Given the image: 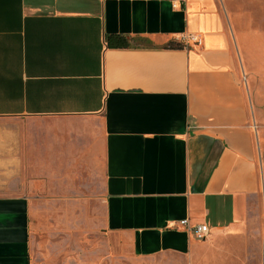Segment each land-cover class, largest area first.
<instances>
[{
  "label": "crops",
  "instance_id": "crops-1",
  "mask_svg": "<svg viewBox=\"0 0 264 264\" xmlns=\"http://www.w3.org/2000/svg\"><path fill=\"white\" fill-rule=\"evenodd\" d=\"M242 2L0 0V264H264V14ZM82 180L97 243L63 254L30 200Z\"/></svg>",
  "mask_w": 264,
  "mask_h": 264
},
{
  "label": "rangeland",
  "instance_id": "rangeland-1",
  "mask_svg": "<svg viewBox=\"0 0 264 264\" xmlns=\"http://www.w3.org/2000/svg\"><path fill=\"white\" fill-rule=\"evenodd\" d=\"M251 2L252 0H243V12L256 16H260L261 13L264 14V9L260 10L259 4L256 7ZM70 187L69 193H58L52 189L48 192H41L42 198L30 200L32 202L31 206L36 207L37 212H39L32 217L33 222L36 224L34 226L35 237L42 243L47 241L61 245L66 243V248H60V250H65L63 254L69 250L68 244L78 245V254H80L79 249H81V253L91 252L95 249L97 243L95 236L98 229L94 228L97 225L99 226L102 221L101 183L94 180L92 183L87 182L85 186L84 180H82ZM258 204L262 206L261 202ZM260 218H262V215H260ZM260 223H262V220H260ZM91 263L84 258L82 259V264ZM96 264L129 263L120 261L115 254L114 258L110 257L109 259L106 255L100 256ZM135 264L144 263L136 262Z\"/></svg>",
  "mask_w": 264,
  "mask_h": 264
},
{
  "label": "trees",
  "instance_id": "trees-1",
  "mask_svg": "<svg viewBox=\"0 0 264 264\" xmlns=\"http://www.w3.org/2000/svg\"><path fill=\"white\" fill-rule=\"evenodd\" d=\"M106 44L109 48H127L129 46L127 40L122 36L110 35L106 38ZM166 49H183L184 46L180 43L169 41L165 44ZM29 264V263H24Z\"/></svg>",
  "mask_w": 264,
  "mask_h": 264
},
{
  "label": "built area",
  "instance_id": "built-area-1",
  "mask_svg": "<svg viewBox=\"0 0 264 264\" xmlns=\"http://www.w3.org/2000/svg\"><path fill=\"white\" fill-rule=\"evenodd\" d=\"M179 226L183 227L186 231L191 232L195 239L198 241H203L209 235V229L204 224H198L194 226H190L187 219L179 221Z\"/></svg>",
  "mask_w": 264,
  "mask_h": 264
}]
</instances>
